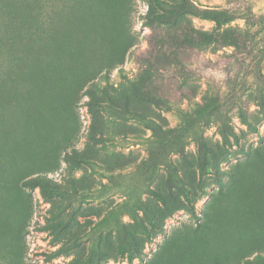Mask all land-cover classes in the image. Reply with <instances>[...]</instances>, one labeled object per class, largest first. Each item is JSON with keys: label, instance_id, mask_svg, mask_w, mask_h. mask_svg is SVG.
I'll return each mask as SVG.
<instances>
[{"label": "rangeland", "instance_id": "obj_1", "mask_svg": "<svg viewBox=\"0 0 264 264\" xmlns=\"http://www.w3.org/2000/svg\"><path fill=\"white\" fill-rule=\"evenodd\" d=\"M38 1L55 54L29 64L21 18L8 30L0 0V82L10 67L28 68L23 81L11 73L12 98L0 102V264H75L93 246L101 264H264V0H188L253 14L223 24L195 15L161 24L153 15L169 5L153 0ZM191 27L217 41L199 51L177 43ZM2 36L14 37L5 45ZM170 49L196 77L168 74ZM158 58L171 67L140 91L169 104L141 97L131 108L183 128L210 97L226 104L183 132V152L156 155L154 170L143 168L158 150L151 130L110 119L89 89L107 68L111 83L129 84ZM100 133L106 144L93 143ZM38 174L65 194L24 183Z\"/></svg>", "mask_w": 264, "mask_h": 264}, {"label": "trees", "instance_id": "obj_2", "mask_svg": "<svg viewBox=\"0 0 264 264\" xmlns=\"http://www.w3.org/2000/svg\"><path fill=\"white\" fill-rule=\"evenodd\" d=\"M156 4L160 5L161 2L167 3L169 7L166 11L161 13H155L153 15L154 20L158 21L161 24H168L169 21H181L187 15H195L200 16L204 19H209L215 21L217 24L228 23L237 18H250L253 16L251 13L248 14H239L229 10L228 8H205L199 9L195 7L188 0H176L173 3H169V1L165 0H153ZM3 5V4H2ZM6 5V6H5ZM5 6L7 9V13H9V23L7 19V29L13 33H16L18 27L15 26L16 17L21 18L22 31L20 33L21 39L20 42L23 43L20 45L23 46V50L26 51L27 55L23 56V61L28 59V63H33L36 59H44L45 61H49L50 57L55 54V50H52L50 39L45 37L47 34V29H43L42 23L39 24L40 20V5L38 0H13L11 2H6ZM16 15V16H15ZM14 19V20H13ZM42 26V27H41ZM36 32H39L37 35ZM15 36V35H14ZM14 36H2L1 40H3L4 44L8 42L7 39H11ZM173 36L172 38H174ZM176 39L177 43H187L192 48L199 51L204 43H212L217 41V37H214L212 34L208 32L201 31L199 29L190 28L188 32V37L178 35ZM238 39V40H237ZM233 39L235 45H241L239 38ZM12 47V45H10ZM170 55L169 62L172 63L175 68L172 73L186 81L195 76V71L191 70V68L187 67L185 63L180 59L178 55H176L174 49H170L168 52ZM167 60V61H168ZM161 66H157L154 60L145 59V64L143 68L139 71L137 79L131 81L129 84L123 82L118 84L117 86L110 82L111 80V70L107 68L102 74V80L99 82L95 79L91 82V87L89 89L90 100L89 103L94 105L98 111L107 115L110 119L115 120H124V121H135L147 129L151 130L152 138L154 139L157 145V153L153 156L150 162L146 163L147 166L152 167L154 170L157 168L156 159L157 156H162L164 153H169L173 151H184V144L182 141V134L185 130L191 129L193 126L201 123L205 120L208 115L217 114L221 112V109L225 107V102L219 100L216 97H210L206 103H204L201 107L196 109V114L194 116H188L185 119L184 127H166L160 120L157 118L148 115L146 112L134 109L130 107L131 100L133 98H141L148 99L152 101L155 105L162 106L168 105V101L157 97L155 95H151L149 93H142L140 91L141 86L155 78L156 76L164 75V70H160L161 67L169 66L166 61H162L158 58ZM164 62V63H162ZM11 69V67H10ZM7 71L8 75L6 78L3 77V82H0V102L1 101H10L12 98V86L15 84H8L9 82H13L10 76L16 74L19 80H25L27 69L25 67H18L17 65L13 66V68ZM160 72V73H159ZM166 74V73H165ZM142 84V85H141ZM247 123V120L243 118ZM222 133L224 138L228 140L227 136V125H225L224 129H222ZM110 139L109 135H105L104 133H100V135H93L92 141L94 144H106V142ZM157 155V156H156ZM83 161H86L83 159ZM207 169V167H206ZM205 169H202L200 172V178L204 176ZM178 180L184 181L179 176ZM51 179L46 177L44 174H38L36 177L27 178L24 183L30 187L40 186L44 189V191L48 194L55 195L58 197H62L65 194V190L63 188H59L53 186L50 183ZM180 188L183 191V196L186 203L189 205L190 210L192 208V199L190 195V189L186 183H181ZM193 212V211H192ZM146 234L147 230L144 231ZM61 249H57L54 254L60 253ZM121 253L124 255L127 253V249L125 245H121L120 248ZM105 252L100 248L93 246L90 250L89 255L86 258L79 259L75 261V264H101L104 260Z\"/></svg>", "mask_w": 264, "mask_h": 264}]
</instances>
